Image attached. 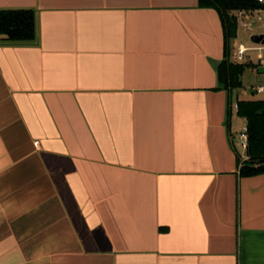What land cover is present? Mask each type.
Instances as JSON below:
<instances>
[{
  "label": "crops",
  "instance_id": "0c3cea01",
  "mask_svg": "<svg viewBox=\"0 0 264 264\" xmlns=\"http://www.w3.org/2000/svg\"><path fill=\"white\" fill-rule=\"evenodd\" d=\"M6 9L36 34L0 36V264H264V173L240 174L232 134L237 100L259 98L217 76L262 49L264 8L236 12L229 41L199 0Z\"/></svg>",
  "mask_w": 264,
  "mask_h": 264
},
{
  "label": "trees",
  "instance_id": "16d2710c",
  "mask_svg": "<svg viewBox=\"0 0 264 264\" xmlns=\"http://www.w3.org/2000/svg\"><path fill=\"white\" fill-rule=\"evenodd\" d=\"M203 7L216 8L221 16L224 37L229 41L237 28L236 12L264 8L258 0H199ZM35 15L28 9L0 10V36L10 42H28L35 38ZM229 50L226 44V53ZM246 63L224 59L217 65L219 83L224 87H241ZM236 111L246 121L248 160L240 167L241 175L264 173V100H237Z\"/></svg>",
  "mask_w": 264,
  "mask_h": 264
},
{
  "label": "rangeland",
  "instance_id": "374dc122",
  "mask_svg": "<svg viewBox=\"0 0 264 264\" xmlns=\"http://www.w3.org/2000/svg\"><path fill=\"white\" fill-rule=\"evenodd\" d=\"M240 40L243 43V45L252 46V43L250 42V39L248 38V35L246 33L241 32ZM253 46H261L262 49L247 51L244 58L240 61V62H245L248 65H246L241 75L243 86L238 91L239 98L246 97V96L247 97L253 96L254 98H259V99L264 98V92L251 94L248 91L251 86H258V85L264 86V72L263 73L259 72V69H258L262 66L257 67V66L250 64V62H248L249 59H251L252 61L256 63L261 62L264 67V45L256 44ZM242 91H245L246 93L245 96L242 95ZM232 121H233L232 134L235 137L234 145L240 157L244 158V156L246 155V151L244 147L242 146V143L240 142L238 136L240 132L245 131L246 123H245V120L242 119L240 116H238L237 113L235 112L232 113Z\"/></svg>",
  "mask_w": 264,
  "mask_h": 264
},
{
  "label": "built area",
  "instance_id": "2783aa9c",
  "mask_svg": "<svg viewBox=\"0 0 264 264\" xmlns=\"http://www.w3.org/2000/svg\"><path fill=\"white\" fill-rule=\"evenodd\" d=\"M244 51H245L244 48L234 49L232 51L231 60L233 62H237V61L242 60V58L244 56ZM263 89L264 88L262 86H260V87H258L256 89V91L257 92H261V91H263ZM238 137H239L240 142L243 144V146L246 147V145H247V133H246V129H245V131L240 132ZM34 143L36 144L37 142L35 141Z\"/></svg>",
  "mask_w": 264,
  "mask_h": 264
},
{
  "label": "water",
  "instance_id": "95a60500",
  "mask_svg": "<svg viewBox=\"0 0 264 264\" xmlns=\"http://www.w3.org/2000/svg\"><path fill=\"white\" fill-rule=\"evenodd\" d=\"M252 23H254V24H257V23H264V20H262V19H259V20H253V21L250 22L249 24H252ZM251 39H252L253 42L264 44V36H263V35H254V36H252ZM232 93H233L234 96H235L236 89H233V90H232Z\"/></svg>",
  "mask_w": 264,
  "mask_h": 264
}]
</instances>
